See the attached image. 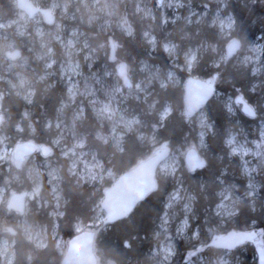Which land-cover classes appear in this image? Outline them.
<instances>
[{
    "label": "rangeland",
    "instance_id": "obj_1",
    "mask_svg": "<svg viewBox=\"0 0 264 264\" xmlns=\"http://www.w3.org/2000/svg\"><path fill=\"white\" fill-rule=\"evenodd\" d=\"M33 1L37 6L49 9L55 18L56 15L58 16L54 23L47 24L45 16L41 14L32 19L20 11L13 19L0 18V39H7L10 36L18 42V45H25L26 42L29 45L35 39L39 45L37 49L30 46L27 49L28 52H33L36 60L42 64V75L36 82L21 71H16L11 77L0 76V114H2L1 100L4 88L11 89L23 97L27 103L32 101L38 82L49 88L57 80H61L66 88V99L61 104L59 115L54 121L49 122V129L52 128L55 134L51 137L50 143L46 144L50 147L51 154L47 157L42 156L41 152V155L35 154L28 160L26 168L24 167L25 180L32 183V188L28 191L29 204L25 214L15 219L17 228L30 242L35 243L39 248H44L51 238L56 242L60 253L65 255L69 242L60 235L57 221L49 228L48 225L31 224L26 219L32 201H36L39 207L43 205L46 208L51 207L50 217L53 220L63 215L66 202L61 188L63 166L58 163L56 155L66 160L67 171L71 177H75L79 185L89 184L99 188L105 185L107 180H112L114 183L118 178L114 170L109 165H105L101 155L90 146L86 133L81 129L87 117V110L91 111L97 122L96 138L104 144L112 143L121 149L125 135L139 131L143 123L134 104H130V101L146 102L149 92L156 85L165 88L169 85L175 87L182 83L184 85L186 78L192 75L198 57L208 50V44L201 42L198 46L188 47L181 56L177 44L167 39L162 41V39V51L167 62L133 60V65L127 64L130 79V85L127 86L124 79L119 76L118 65L123 61L127 62L128 56H125V51L121 53V57L117 56L120 46L109 43V40L114 38V28L127 36L135 35L134 24L130 21L126 10L121 12V17L118 15L116 17L110 11L108 0ZM135 1L136 12L141 20L151 19L152 22L157 23L160 16L164 24L170 16L173 19L180 18V9L184 4L183 0H165L160 9L162 13L159 15L158 9L152 6L151 0ZM214 1L217 4H223V0ZM221 8L214 16L211 25L228 38L229 44L234 38L236 20L232 15L224 14L223 6ZM191 17L192 15L183 20L191 23ZM154 28L158 30V27L154 26ZM160 29L163 33V28L160 27ZM144 33L146 44L151 51L155 52L160 44V39L156 36L158 33H153L152 30H145ZM103 34L108 35V41H99ZM21 48L22 46L15 49L21 50ZM15 49L9 52H14ZM242 50L243 52H240L234 61L250 68L253 75L257 77L253 88L250 89V93L254 95V101L251 104L256 110V115L254 118L247 116L257 122L249 125L250 127L242 126L238 118L241 107L235 102L237 96L232 98L225 94H218V97H223V103L229 115L236 117L235 125L228 134L225 144L230 155L237 157L240 161L243 193L238 191L236 183L224 185L221 179L223 186L213 209L215 225H206L202 234V230L193 225L198 218L195 213L196 196L178 180L181 170L187 169L184 158L192 146H181L173 151L159 171L166 177L176 179V188L166 198L165 211L157 225L158 231L155 237L158 240L152 251L155 264H258L255 249L249 259L246 255L247 249L244 247H241L238 255H234L233 251H223L218 255L205 254V251L211 248L208 246L209 242L205 243L207 238L210 241L216 234L225 233L222 229L238 214L240 203L249 201V204L254 206L258 201L260 190L257 177L260 174L264 179V49L261 41L257 40ZM4 54L8 61H12L8 57V52L5 51ZM227 56L226 51L216 66L220 65L221 60L228 61ZM183 72H186L184 82ZM171 111V105L168 103L159 114L160 119L165 121ZM193 119L199 129V140L195 147L203 151L207 145L206 137L212 132L213 127L205 110ZM33 132L32 127L31 133ZM139 132V137L145 140L146 134ZM150 139L154 147L157 146L158 141L155 136L150 135ZM15 145H11L9 137L0 134V172L9 173L10 168H14L12 157ZM38 155L42 157L41 160ZM45 184L46 188H44ZM22 185H24L22 178L5 179L0 186V204L8 205L11 196L18 192L17 187L21 188ZM97 208V223L87 227L79 222L76 226L78 233L88 230L96 231L103 223L106 213ZM229 230L232 229L227 231ZM260 230L264 234V228ZM11 231L12 229L7 232L10 234ZM14 245L11 238L2 239L0 264L13 263ZM99 264L105 263L99 260Z\"/></svg>",
    "mask_w": 264,
    "mask_h": 264
},
{
    "label": "trees",
    "instance_id": "obj_2",
    "mask_svg": "<svg viewBox=\"0 0 264 264\" xmlns=\"http://www.w3.org/2000/svg\"><path fill=\"white\" fill-rule=\"evenodd\" d=\"M151 1L152 6H155L158 9V14L161 15L159 0ZM108 2L110 3V11L116 17L117 15L121 17V12L126 10L130 21L134 24V36H127L114 28V38H112L114 44L120 46L117 56L121 57V53L125 51L129 65H133V60L166 63L167 59L162 51V39V41L167 39L177 44L181 56L188 47L198 46L201 42L208 44V50L198 57L197 64L191 73L204 79L218 74L216 97L204 109L213 127L212 132L208 133L206 137V148L200 151L207 164L203 169L196 172L189 171L187 166V169L181 170L178 179L190 193L196 196L195 213L198 218L193 222V225L198 226L202 230L201 233L204 234L206 225H215L213 209L218 202V193L223 186L220 180L224 181V185L236 183L238 191L243 193V184L240 179L242 173L240 161L237 157L234 158L230 155L225 144L228 134L235 125L236 117L233 118L229 115L223 103V97L219 98L218 94H225L232 98L244 94L246 99L253 103L254 95L250 93V89L253 88L257 80L250 68L233 59L221 60L220 65L216 66L225 54L229 40L211 23L218 10L222 9L223 6L224 14H230L236 20V30L233 32V36L242 40L241 53L243 52L242 49L257 40L261 41L264 49V0H223L222 5L217 4L214 0H183L184 4L180 9L181 17L173 19L170 16L165 24L160 16H158L157 23L152 22L151 19L143 18L141 20L138 12H136L135 0H125L124 2L108 0ZM18 13L19 9L14 0H0L1 19H13ZM190 15H192L191 23L188 20H183ZM56 17L58 18L57 15ZM154 26L158 27V30ZM160 27L163 28V33L160 32ZM145 30H152L153 33L159 34L156 36L160 39V44L155 52L151 51L149 45L146 44ZM99 41H108V35H101ZM20 46H22V56L15 61H8L4 54L5 51L9 52L11 49ZM29 46L37 49L39 45L35 39L29 45L27 42L25 45H18V42L10 36L7 39H0L1 77H11L16 71H21L29 76L32 81L38 80L42 75V64L36 60L33 52H28ZM182 75L184 82L186 72H183ZM184 86L183 83L178 87L169 85L166 88L156 85L149 92L146 102L130 101V104H134L140 119L143 121L139 131L144 132L147 138L141 139L138 130L137 132H129L123 139L121 149L112 143L104 144L96 138L97 122L91 111L87 110V117L81 129L86 133L90 146L98 151L105 165H109L117 177L139 165L141 160L147 159L152 155V151L166 140L171 142L172 151L181 146L191 145L195 147L197 145L199 129L196 127L195 119L188 123L184 115ZM35 92L32 101L27 103L23 97L11 89L4 88L2 90V114L0 115L3 116V119L0 124V134L9 137L11 145L30 139L35 140L40 145L49 144L51 137L55 135L52 128L49 129V122L54 121L59 115L61 104L66 99V88L61 80H57L49 88L38 82ZM168 103L171 105L172 111L166 120L162 121L159 114ZM238 118L244 127H250L249 125L257 122V120H251L241 112ZM32 127L33 133H31ZM150 135L155 136L156 141H158L157 146L154 147ZM38 157L41 160L42 157L40 155ZM56 157H58V163L63 166L61 188L63 197L66 199L63 215L53 220L50 217L51 207L46 208L44 205L39 207L36 201H32L26 219L31 224L48 225L49 228L57 221L60 235L69 241L77 236L76 226L79 222L87 227L97 223V207L104 211L101 208L104 194L113 182L107 180L105 185L99 188L89 184L79 185L75 177H71L67 171L66 160H62L57 155ZM27 163L28 161L20 171L12 167L9 173L0 172V186L5 182V179L10 180L13 177H19L24 179V185L21 188L16 186L18 192L30 191L32 183L25 180ZM156 184V189L147 194L128 217L119 222L111 223L109 226L102 223L97 228L98 262L100 260L105 264H155L154 259H152V251L158 240L155 237L158 231L157 225L165 211L166 198L176 188V179L159 173L156 177ZM257 185L260 190L258 201L254 206H251L249 201L240 203L238 214L222 229L223 232L226 233L228 229L247 231L254 226L264 228V179L260 174L257 177ZM46 187L45 184L44 188ZM43 198H45L44 194ZM24 214L25 212L20 214L14 210H9L6 203L0 204V242L5 237L14 241L15 257L12 264H62L64 255L60 253L54 240L49 238L47 245L44 248H39L17 228L15 219L23 217ZM211 221L213 222L211 223ZM10 229L12 231L9 234L7 231ZM208 242L209 239L207 238L205 243ZM126 243H128V247ZM242 247L247 249L246 255L249 259L253 255L254 246L247 244ZM240 249L241 247L233 251V254H240ZM222 252L210 248L205 251V254L215 253L218 255Z\"/></svg>",
    "mask_w": 264,
    "mask_h": 264
},
{
    "label": "water",
    "instance_id": "obj_3",
    "mask_svg": "<svg viewBox=\"0 0 264 264\" xmlns=\"http://www.w3.org/2000/svg\"><path fill=\"white\" fill-rule=\"evenodd\" d=\"M165 0H159L162 5ZM17 7L22 12H25L28 17L34 19L39 13L45 16L47 24H52L55 17L49 9H42L37 6L33 0H16ZM113 39H111V45ZM242 40L234 37L232 41L226 46L228 52L227 59L231 60L241 52ZM21 54V51L15 49L14 52L9 53V58L15 60ZM119 76L124 79L125 85H130L128 77L127 62L123 61L118 65ZM218 74L213 77L204 79L189 75L185 81L184 91V107L185 118L187 122H191L195 116L200 113L217 93ZM243 97L236 99L237 103L243 102ZM243 113L255 117L254 109L244 102ZM3 116L0 115V123ZM13 163L14 168L20 171L27 160L41 152L42 156H49L51 149L46 144H38L35 140L30 139L21 141L14 146ZM154 153L146 160H141L139 165L124 172L118 176L117 180L107 188L104 194V199L101 204L106 213L104 225L109 226L111 223L119 222L128 217L132 210L143 200L147 194L155 190L157 187L156 176L160 171L162 164L171 156L172 147L171 142L166 140L159 144L153 151ZM185 161L188 169L191 172L203 169L207 161L204 156L200 154L199 149L189 148L185 155ZM29 192L21 191L13 194L7 205L9 210H14L20 214L26 212ZM96 231H86L78 233L76 237L70 239L66 254L63 256L62 264H99L96 254ZM253 244L255 246L256 254L258 255V264H264V239L259 237L255 230H229L226 233H218L213 236L208 243V246L218 251H235L238 248ZM128 247V243H126ZM115 264V263H111Z\"/></svg>",
    "mask_w": 264,
    "mask_h": 264
},
{
    "label": "flooded vegetation",
    "instance_id": "obj_4",
    "mask_svg": "<svg viewBox=\"0 0 264 264\" xmlns=\"http://www.w3.org/2000/svg\"><path fill=\"white\" fill-rule=\"evenodd\" d=\"M14 2H15V4H16V6H17V2H16V0H14ZM42 8V7H41ZM18 9H19V7H18ZM42 9H45V8H42ZM47 9V8H46ZM21 10L19 9V12H20ZM22 12V11H21ZM23 13H25V12H23ZM39 14H41V15H43L42 13H39ZM39 14H37V15H39ZM44 16V15H43ZM57 19V17L55 18V20ZM116 45V44H115ZM21 51V50H20ZM9 53L10 52H8V57H9ZM22 54H23V52L21 51V54H20V56L18 57V58H20L21 56H22ZM113 55V54H112ZM18 58H16V59H18ZM235 58V57H234ZM234 58H232L233 60H234ZM15 59V60H16ZM12 60V59H11ZM15 60H12V61H15ZM217 84H218V82H217ZM218 86V85H217ZM240 96H242L243 97V102H241V103H237L236 102V99L238 98V97H240ZM216 97V96H215ZM235 102H236V105H238L239 107H241V113L243 114V115H246V116H248L247 114H245V113H243V107H244V102H246L247 104H249L253 109H254V111H255V114H256V110H255V108L253 107V105L246 99V97L244 96V94L243 95H238L236 98H235ZM184 115H185V109H184ZM193 120V119H192ZM1 124V123H0ZM242 125H243V123H242ZM262 227H260V228H257V227H252L250 230H255L256 231V233H258V235H259V237H261V236H263V239H264V234L263 233H261V229ZM249 230V231H250ZM249 245V244H248ZM252 246H254L253 244H251ZM254 249H255V246H254ZM256 251V250H255Z\"/></svg>",
    "mask_w": 264,
    "mask_h": 264
},
{
    "label": "bare ground",
    "instance_id": "obj_5",
    "mask_svg": "<svg viewBox=\"0 0 264 264\" xmlns=\"http://www.w3.org/2000/svg\"><path fill=\"white\" fill-rule=\"evenodd\" d=\"M110 44H111V40H110ZM113 45H114V41H113V43H112ZM113 54V53H112ZM149 158V157H148ZM30 159V158H29ZM146 160V159H145ZM120 176V175H119ZM157 177V176H156ZM110 187H111V185H110ZM109 188V187H108ZM27 209V208H26ZM26 211V210H25Z\"/></svg>",
    "mask_w": 264,
    "mask_h": 264
}]
</instances>
